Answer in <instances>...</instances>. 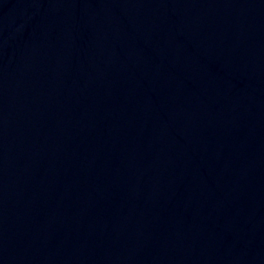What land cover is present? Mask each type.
Returning a JSON list of instances; mask_svg holds the SVG:
<instances>
[{
  "label": "water",
  "instance_id": "obj_1",
  "mask_svg": "<svg viewBox=\"0 0 264 264\" xmlns=\"http://www.w3.org/2000/svg\"><path fill=\"white\" fill-rule=\"evenodd\" d=\"M0 264H264V0H0Z\"/></svg>",
  "mask_w": 264,
  "mask_h": 264
}]
</instances>
